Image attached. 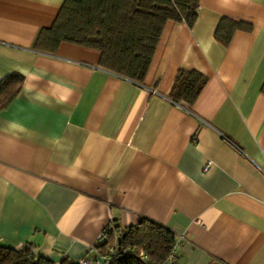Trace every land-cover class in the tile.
Here are the masks:
<instances>
[{"label": "crops", "instance_id": "obj_1", "mask_svg": "<svg viewBox=\"0 0 264 264\" xmlns=\"http://www.w3.org/2000/svg\"><path fill=\"white\" fill-rule=\"evenodd\" d=\"M63 1L0 0V79L23 78L0 109V245L75 264L145 217L172 231L178 264H264V0L167 20L142 84L94 49L33 48ZM222 17L243 26L227 45ZM178 69L208 78L190 110L168 98Z\"/></svg>", "mask_w": 264, "mask_h": 264}, {"label": "trees", "instance_id": "obj_2", "mask_svg": "<svg viewBox=\"0 0 264 264\" xmlns=\"http://www.w3.org/2000/svg\"><path fill=\"white\" fill-rule=\"evenodd\" d=\"M197 5L198 0H64L52 25L39 30L33 48L54 54L61 42H68L94 49L99 52L100 67L142 84L165 22H183L191 28ZM242 27L222 17L213 36L227 45L233 32ZM22 79L14 72L0 79V109L16 96ZM207 80L195 69H178L168 98L190 110ZM103 237V242L96 245L99 248L119 238L111 264H143L137 258L139 251L152 263L164 264L175 243L170 229L145 217L123 229L113 223L103 230ZM0 264L54 263L36 254L31 244H25L20 249L0 245ZM58 264L74 263L63 259Z\"/></svg>", "mask_w": 264, "mask_h": 264}, {"label": "built area", "instance_id": "obj_3", "mask_svg": "<svg viewBox=\"0 0 264 264\" xmlns=\"http://www.w3.org/2000/svg\"><path fill=\"white\" fill-rule=\"evenodd\" d=\"M262 153H264V147H262ZM211 162L207 161L206 164L203 167V170L206 171L208 167L210 166ZM103 231L98 236V240L103 242ZM128 252H132L131 250H127ZM117 253V242L114 241L112 244L105 246L104 248H99L96 245H91L88 249V252L79 258L76 261V264H111L113 258L115 257ZM137 258L143 263V264H154L152 263L148 256L142 252L139 251L137 254ZM58 264V263H57ZM164 264H178L176 259V251H175V243L171 248L170 253L168 254Z\"/></svg>", "mask_w": 264, "mask_h": 264}, {"label": "clouds", "instance_id": "obj_4", "mask_svg": "<svg viewBox=\"0 0 264 264\" xmlns=\"http://www.w3.org/2000/svg\"><path fill=\"white\" fill-rule=\"evenodd\" d=\"M10 127L17 128V127H19V125L15 124V123H12V124H10Z\"/></svg>", "mask_w": 264, "mask_h": 264}, {"label": "water", "instance_id": "obj_5", "mask_svg": "<svg viewBox=\"0 0 264 264\" xmlns=\"http://www.w3.org/2000/svg\"><path fill=\"white\" fill-rule=\"evenodd\" d=\"M117 242H119V238L117 239Z\"/></svg>", "mask_w": 264, "mask_h": 264}]
</instances>
